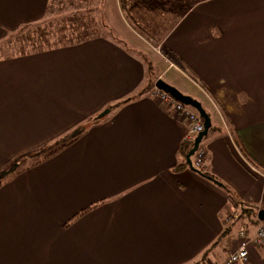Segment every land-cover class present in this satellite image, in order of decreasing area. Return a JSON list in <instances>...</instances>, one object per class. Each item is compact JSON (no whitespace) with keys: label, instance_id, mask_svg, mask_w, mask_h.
I'll list each match as a JSON object with an SVG mask.
<instances>
[{"label":"crops","instance_id":"1","mask_svg":"<svg viewBox=\"0 0 264 264\" xmlns=\"http://www.w3.org/2000/svg\"><path fill=\"white\" fill-rule=\"evenodd\" d=\"M52 2L0 0V42ZM116 4L105 0L106 24L136 40ZM189 6L161 41L170 59H149L154 79L174 70L185 90L160 79L210 114L200 173L179 166L184 120L141 93L153 79L143 58L111 37L0 57V264H208L236 249L242 227L253 236L264 209V174L252 169L264 171V0ZM61 140L50 157H28ZM247 255L264 264V243Z\"/></svg>","mask_w":264,"mask_h":264},{"label":"trees","instance_id":"2","mask_svg":"<svg viewBox=\"0 0 264 264\" xmlns=\"http://www.w3.org/2000/svg\"><path fill=\"white\" fill-rule=\"evenodd\" d=\"M55 2L51 3L50 12L46 16V18L40 22L28 24L18 28L16 31L12 33H8V35L0 42V48L2 51L4 49H8V46H12V43L18 45L17 49L10 47L12 53L6 56H18L28 54L33 51L40 50H48L49 48L70 45L78 42H83L91 38H96L98 36H103L104 33H107L109 37L114 39L112 36L113 30L105 23L99 22V27L104 30L103 34L96 32H87L89 28L93 29L96 26V22L94 20L96 17V11L100 12V16L105 17L104 12V2L105 0H98L97 8L96 6H91V0H55ZM97 1V0H96ZM118 6L121 12V16L125 19L126 23L132 27L133 31L136 32L142 39H146L147 41H154L157 36L150 30V26L154 25L155 31H159L160 29L164 30L166 28L165 21L162 22V17H159V12L154 11L155 5L161 1L165 0H117ZM177 0H170L169 5L173 7L177 5H173ZM180 1V0H178ZM178 3V2H177ZM184 3V2H183ZM55 5V8H53ZM184 6V4H181ZM70 7L69 12L71 14L67 15V12L64 15L59 12V7ZM190 6L183 7V15ZM69 9V8H68ZM56 10V14H55ZM152 12V17L149 13ZM169 13V11H168ZM162 16H164L162 14ZM153 18V19H152ZM180 18V17H179ZM177 18L176 22L179 20ZM165 20V18H164ZM143 21H147L143 23ZM174 22V24L176 23ZM164 23V25H163ZM173 24V26H174ZM150 25V26H149ZM134 26V27H133ZM172 26V27H173ZM149 29H148V28ZM135 28L139 29L140 32L135 31ZM106 36V35H105ZM166 34L163 36V38ZM1 52V51H0ZM163 55L170 59V53L165 49H161ZM140 56L143 58L144 62L147 64V71L151 70V62L146 59L141 53ZM0 57L3 55L0 53ZM146 86L141 90V93H147L154 86V80L151 79L147 82ZM209 114V113H208ZM210 115V114H209ZM81 130V129H80ZM70 141V140H69ZM67 140H61L60 142H56L48 147H42L38 151L34 152L35 161L38 162L45 158L50 157L55 152L60 150L63 146L69 142ZM192 142H182L180 148V154L184 158L188 150L191 148ZM179 166L187 167L185 162H182ZM211 180L215 181L213 177H209ZM2 179L0 178V184L2 183ZM231 198V197H230ZM237 202L233 200V205L237 206ZM243 205V204H241ZM245 212H248V208H242ZM195 264H205L204 260L197 261Z\"/></svg>","mask_w":264,"mask_h":264},{"label":"rangeland","instance_id":"3","mask_svg":"<svg viewBox=\"0 0 264 264\" xmlns=\"http://www.w3.org/2000/svg\"><path fill=\"white\" fill-rule=\"evenodd\" d=\"M92 1V4H91V6H96L95 8H97L98 6H97V4H98V0L96 1V0H91ZM168 2L170 3V0H168ZM167 2V0H165V1H161V2H159V3H157V4H155V5H152V7H154V11H157V12H159V17H162V22L163 21H165V24H166V28L164 29V30H162V29H160L159 31H155V27H154V25H152V26H150V30L154 33V34H156L155 36H157L156 38H155V40L153 41H150V40H146V39H141L140 38V36L136 33V32H134L133 31V29H132V27H130L127 23H126V21H125V19L123 18V16H122V18H123V21H124V23H125V25H126V29L127 30H130L131 32H133L137 37H139V38H135L136 40H127L126 41V39H124L122 36V34H120L119 33V30H117V31H114L111 27V29L113 30V32L111 33L112 34V36H114L115 38L113 39L114 41H116V42H118V44L120 45V46H122L127 52H129L130 54H132V55H135V56H139L140 57V53L144 56V57H146V59H148L149 61H150V59L149 58H152L155 62H157V61H159V60H161L160 59V57L163 59V60H168L164 55H163V53L159 50V47H160V45H161V41H162V39H163V36L166 34H168L169 32H170V30L175 26V24L177 23L176 22V20H177V18H179V17H181L182 15V13H183V7L184 6H189V4L191 5L192 4V2H196V0H180V1H175V3L173 4V5H177V6H175V7H173L172 5H169V3ZM178 2V3H177ZM184 2V3H183ZM181 4H184V6L183 5H181ZM117 7H119L118 5V1H117ZM69 8V9H68ZM59 10V12H61L63 15H64V13L65 12H67V15L66 16H68L69 14H71V12H69L70 11V9H71V6L70 7H67V8H65L64 9V7H59L58 8ZM98 9V8H97ZM168 11H169V13H168ZM57 12H56V10H55V14H56ZM96 17H95V19L96 20H94L95 22H96V26L93 28V29H91V28H89L88 30H87V32H96L97 34H99V33H101V34H103V32H104V30L102 29V31L103 32H101V27H99V22H103V24L105 23V18L106 17H104V15H103V17L102 16H100V12L97 10L96 11ZM121 13V12H120ZM162 14L164 15V16H162ZM149 15L152 17V15H153V13L152 12H150L149 13ZM164 18H165V20H164ZM153 19V18H152ZM107 22H108V19H107ZM174 22H176L175 24H174ZM143 23H146L147 24V21H143ZM173 24H174V26H173ZM163 25H164V23H163ZM124 26V25H123ZM173 26V27H172ZM134 27V26H133ZM148 28V27H147ZM149 29V28H148ZM135 31H137V32H140L139 31V29H137V28H135ZM142 32V31H141ZM105 35H107V33H104L103 34V37H105ZM108 36V35H107ZM126 41V42H125ZM12 46H8L9 48L8 49H4L3 51H2V48H0V53L3 55V57H6V55H8V54H10V53H12L11 52V50H9L10 49V47H13V48H15V50L17 49V47H18V45H15V43H12L11 44ZM157 46V47H156ZM153 47L154 48H156V50H153ZM160 48H162V46L160 47ZM159 56V57H158ZM152 62V61H151ZM161 65H162V67L164 68V65H163V62H159ZM146 64V63H145ZM146 67H147V64H146ZM158 73H160V71H159V69H158V67L156 66V65H153L152 63H151V70L150 71H148V74L153 78V80H154V83H155V80L156 79H154V78H158L157 76H158ZM160 78H163V79H165V80H167L168 82H170V83H172V84H174L177 88H179V89H181V90H185V88L180 84L181 82H182V80L180 79V75L177 73V72H175L174 70H172V69H170V70H167V72L164 74V76L163 75H161V77ZM154 87V86H153ZM190 88V87H189ZM195 96L196 97H200V95H198V93H195ZM196 111V110H195ZM206 140V137L205 138H203V140L201 141V144L202 143H204V141ZM58 142H60V141H58ZM46 147H48V146H46ZM28 159H26V161H27ZM25 160H20V161H17V162H15L14 163V165L13 166H15V165H17V164H19V166H18V168L19 167H22V166H24L25 165V162H26ZM32 161V160H31ZM31 161H29V162H31ZM34 161V160H33ZM32 161V162H33ZM27 164V163H26ZM250 166H252V165H250ZM11 168V166L9 167V169ZM252 168V167H251ZM253 169V171L254 172H257V173H260L261 175L262 174H264V171L263 170H261L260 169V171L259 170H257L255 167H253L252 168ZM201 170H202V168H201ZM0 178L2 179V180H4L5 179V176H2L1 175V173H0ZM240 216H242V214H239ZM260 247V246H259ZM256 248H258V247H256Z\"/></svg>","mask_w":264,"mask_h":264},{"label":"built area","instance_id":"4","mask_svg":"<svg viewBox=\"0 0 264 264\" xmlns=\"http://www.w3.org/2000/svg\"><path fill=\"white\" fill-rule=\"evenodd\" d=\"M150 91L152 92L153 97L170 104L176 115L184 120L185 125L182 142H192L194 137H196V135L203 129V120L199 114L192 107L182 104L168 93L157 88L155 85ZM205 154L206 148L200 142L196 151L191 156V163L194 168L201 170ZM245 229V227L240 229V239L236 249L229 252L224 259L214 263L210 262L208 264H249L247 259V246L251 244L255 247H259L264 243V224L260 220H257L254 234L251 237L246 235Z\"/></svg>","mask_w":264,"mask_h":264},{"label":"water","instance_id":"5","mask_svg":"<svg viewBox=\"0 0 264 264\" xmlns=\"http://www.w3.org/2000/svg\"><path fill=\"white\" fill-rule=\"evenodd\" d=\"M154 85L157 88H159L160 90H162L165 93H168L169 95L174 97L177 101L181 102L182 104L192 107L194 110H196V112L202 118L203 129H202V131H200L196 135V137H194V139L192 141V146L185 155V163L189 167V169L192 171H195L197 173H200V171L198 169H196L192 166L191 156L194 154V152L196 151L198 145L203 140V138L205 136H207V134H208V130L211 126V119H210L208 113L205 111V109L203 108V106L201 105V103L198 100L192 98L191 96L183 94L178 89H176L174 86L168 84L164 80L159 78L155 81ZM108 112H109L108 108L104 109L102 112H100L97 115V118L104 116ZM256 216L260 221H264V209H259L256 212Z\"/></svg>","mask_w":264,"mask_h":264}]
</instances>
